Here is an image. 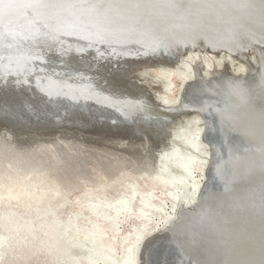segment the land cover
I'll return each instance as SVG.
<instances>
[{
	"label": "bare ground",
	"instance_id": "6f19581e",
	"mask_svg": "<svg viewBox=\"0 0 264 264\" xmlns=\"http://www.w3.org/2000/svg\"><path fill=\"white\" fill-rule=\"evenodd\" d=\"M192 29V34L184 31ZM261 46L264 0H0V81L21 85L26 96L34 83L51 98L49 114L54 112L58 124L60 113L81 110L97 122L90 132L104 145L88 155L72 153V143L65 140L22 150L25 140H17L18 133L0 129V264H140L138 252L148 237L150 248L166 243L157 235L178 224L182 208L198 205L209 191L207 168L213 159L218 162L199 112L222 113L221 100L229 91L237 92V101L243 98L257 82H233L220 71L228 67L233 74H246L242 58L259 64ZM56 54L62 62L72 54V67L53 65L62 63ZM159 56L182 59L169 65ZM110 62L117 66H109L117 85L100 71ZM128 64L136 67L143 87L154 91L162 110L137 89ZM256 74L264 86V70ZM109 111L131 125L106 118ZM115 131L131 137L115 138ZM137 134L143 138L135 139ZM36 135L28 141L37 143ZM232 171L237 170L225 175ZM76 188L82 191L69 202ZM211 193L212 201L220 196ZM207 206L205 213L211 210ZM69 209L70 218L63 220ZM124 225L128 232H122ZM194 228L190 234L199 229ZM182 240L175 234L162 256L173 255L172 264H202L181 249ZM200 240L191 252L203 250ZM240 249L245 252L239 255L256 253L249 245Z\"/></svg>",
	"mask_w": 264,
	"mask_h": 264
},
{
	"label": "water",
	"instance_id": "95a60500",
	"mask_svg": "<svg viewBox=\"0 0 264 264\" xmlns=\"http://www.w3.org/2000/svg\"><path fill=\"white\" fill-rule=\"evenodd\" d=\"M184 31L193 33V29ZM261 48L264 49V46H261ZM209 51L213 50L209 49ZM213 52L218 54L219 50ZM256 55L259 64L255 63L250 57L242 58L248 65V71L244 75L233 74L232 71L227 69L228 67L220 71V75H226L233 82H237L236 80L239 78L243 81L255 80L257 82L256 84L255 82L250 83L251 88L245 90L241 102L237 101L236 96H234L237 92L231 93L229 91L225 95L226 97H221L223 98V101L221 100L223 104H221L222 113L199 112L208 127L204 138L215 151V155L218 153L219 156L218 162L213 159L212 164L207 168L205 183L208 186L206 190L209 191L204 195L201 194L200 202L195 207L179 210L182 213L178 218V224L172 227L171 231L157 235V237H162L163 241L166 240L168 244L174 241L175 234L182 237L181 249L187 250V254L190 258L193 257L196 262L201 258L202 264H240L245 260L249 262L246 264H264V86L259 82L260 80H258L256 74H263L264 54L259 52ZM72 56V54L67 56L66 61L62 62L63 56L56 54L54 59H58L62 63L57 65L55 61L52 64L70 68L72 65L69 60ZM158 58L159 62L169 65L174 64L177 60L174 57H172L174 58L172 60L161 59L160 56ZM102 66L100 69L102 75L112 76L114 85H117L116 72L112 71V67H109L114 66L117 68V66L112 62ZM215 78H218V75ZM18 85L14 84L13 81L8 84L0 83V128L6 127L14 133H18L17 140H22L18 138L22 133L49 132L63 126L82 129L88 133L94 130L95 125H97V122H92L86 114L78 113L81 110H74L73 112L68 110L67 113H60L61 124H58L54 120V112L49 114L52 105L49 101L51 98L46 93L40 91L33 83L31 93L28 92L29 96H26L27 94L22 91L23 87L21 85L18 87ZM184 92L186 97L183 94V100L187 101L189 99L187 90ZM6 94H11V97H7L5 100ZM136 94L138 95V93ZM17 96H19V99ZM146 96L155 102L156 108L162 110L160 103L155 98H150L148 93ZM237 102L239 103L237 104ZM27 103H31V105L27 107ZM232 105L235 110L231 112L229 107H232ZM94 109L96 110V108ZM105 114L106 118L115 117L122 127L131 125V121L125 119L120 113L109 111ZM78 118L83 119L80 120L81 124L73 121ZM216 146H218V152L215 149ZM217 163H219V168L214 170L213 166ZM233 169L237 171H232V176L227 177L226 172H231ZM220 176H225L222 179L223 181ZM209 183H212L210 188ZM238 190H240V194L235 197L234 191ZM211 192L220 193V196L213 200L214 202L208 198L211 197ZM221 196L222 198L219 201ZM230 201L232 202L230 203ZM207 205H210L211 210L205 213ZM198 211L202 212L199 213ZM194 227H198V231L190 234L189 230H195ZM218 232H220L221 237L214 238L213 236ZM199 237L201 240L198 239ZM151 238L150 236L143 242L138 252L140 264H157L158 260H166L168 264H172V259L175 258L173 255L162 256L161 251L164 250L166 243L159 242L158 246L150 248ZM199 240L198 245L203 250H192L193 252H191V247L195 246ZM219 240L222 242L219 243ZM242 242L243 244H240ZM219 244L225 245L220 249L222 250L221 253H219L218 247L216 248ZM242 245H249L250 252L254 250L256 253H247V256L239 255L241 252H245L244 249H240ZM231 250L232 253H229Z\"/></svg>",
	"mask_w": 264,
	"mask_h": 264
},
{
	"label": "rangeland",
	"instance_id": "374dc122",
	"mask_svg": "<svg viewBox=\"0 0 264 264\" xmlns=\"http://www.w3.org/2000/svg\"><path fill=\"white\" fill-rule=\"evenodd\" d=\"M263 51H264V49H263ZM263 51H261V53L262 54H264L263 53ZM248 57H250V56H248ZM177 58V57H176ZM179 58V59H178ZM178 58H177V60H181L182 58H180V56H178ZM177 60H176V62H177ZM178 61V62H179ZM132 64H134V63H132ZM129 66H128V68L126 69L127 70V72H129V73H133V75L132 76H134V80H133V82H134V84L138 87L137 89H140V90H143V92L144 93H148V96L150 97V98H154L155 97V93H154V91L152 92V90H149V88H147V87H143V85L141 84L142 82L140 81V80H138V78H136L137 77V72L135 71V69L134 68H136L135 66H133V65H131V64H128ZM197 69H199L198 71L201 73L202 72V69H200V68H198L197 67ZM137 79V80H136ZM137 81V82H136ZM175 86H176V88L174 89V91L175 92H177V90L179 89L178 87H180V85H179V81L178 80H175ZM145 88V89H144ZM148 89V90H147ZM145 90V91H144ZM137 91H139V90H137ZM176 94V93H175ZM147 100L149 101V102H151V104H153L154 103V101L153 100H151V99H149V98H147ZM153 106H155L154 104H153ZM66 127V128H65ZM0 129H2V127L0 128ZM60 129V130H59ZM59 129H55L54 131H49L48 132V134H47V132H38L37 134H39V135H36V134H32V133H25V134H21V136L19 135V139H24L25 141H24V144H21V145H23V147H21L22 148V150L23 149H28L29 147L30 148H35L37 145H39V144H56V143H62L64 140L66 141V143H68V144H70L71 145V143H72V146L74 147H71L72 148V150L74 149V151H72V153L74 152V154H79V153H83L84 152V154H86V155H88V154H95L97 151H99L104 145H103V143L99 140V139H97V137H99V136H96V138H95V136L93 135V134H91L92 132H86V131H80V130H82V129H72L71 127H67V126H64V128L62 127V128H59ZM63 129H64V131H63ZM72 129V130H71ZM63 133H62V132ZM61 132V133H60ZM118 131H115V133L116 134H111V136H114L115 138H120V139H124V138H128V137H131V136H129V134L127 135V134H124V133H117ZM80 133V134H79ZM71 134V135H70ZM80 136H83V137H79V135ZM82 134V135H81ZM84 134V135H83ZM34 136V135H36L37 136V140L36 139H34V141L35 142H37V143H34L33 141H28V139H30V137L31 136ZM68 135H69V137H68ZM143 135L144 134H137V137L135 136L134 138L135 139H141V138H143ZM26 136V137H25ZM44 136V137H43ZM61 136V137H60ZM63 136H64V138H63ZM74 136V137H73ZM81 139V141L78 139V137ZM58 137H59V139H58ZM66 137V138H65ZM86 137V138H85ZM92 137V138H91ZM39 138V139H38ZM94 138V139H93ZM31 139H33L32 137H31ZM42 139H43V141H42ZM58 139V140H57ZM71 141H70V140ZM83 139V140H82ZM93 141H92V140ZM29 142V145H28V143H27V141ZM40 140V141H39ZM49 140V141H48ZM61 140V141H60ZM68 140V141H67ZM90 140V141H89ZM98 140V141H97ZM46 141H48V142H46ZM55 141V142H54ZM77 142V144H75L76 142ZM87 141V142H86ZM34 144H33V143ZM39 142V143H38ZM54 142V143H53ZM70 142V143H69ZM73 142H74V144H73ZM80 142H82V143H80ZM65 143V142H64ZM27 144V145H26ZM25 145V146H24ZM36 145V146H35ZM77 146V147H75V146ZM81 145V146H80ZM95 145V146H94ZM98 145V146H97ZM79 146V147H78ZM84 146V147H83ZM91 146H92V148H91ZM81 147V148H80ZM89 149H88V148ZM93 147H94V149H96V147L98 148L97 149V151L96 150H94L93 149ZM79 150H78V149ZM85 148H87V149H85ZM92 149V151H91V149ZM86 151H85V150ZM84 150V151H83ZM101 151V150H100ZM99 151V152H100ZM71 152V151H70ZM85 152H87V153H85ZM98 152V153H99ZM97 154V153H96ZM157 153H153L152 154V157L153 156H155ZM64 168H66V167H64ZM206 182V181H205ZM82 191V189L81 188H79V189H77L76 188V190H74L73 191V194L70 196V198H69V202H71V201H74V198H75V196H77V195H79L80 194V192ZM67 206V205H66ZM69 206V205H68ZM68 206H67V208H68ZM72 209H69L67 212H66V214H65V216H63V220H65L66 219V221H67V218L69 217L70 218V216H71V214H72V211H71ZM167 212H171V211H167ZM123 227V229H122V232L124 233V232H128L129 231V226L128 225H124V226H122Z\"/></svg>",
	"mask_w": 264,
	"mask_h": 264
},
{
	"label": "snow or ice",
	"instance_id": "6c2138e0",
	"mask_svg": "<svg viewBox=\"0 0 264 264\" xmlns=\"http://www.w3.org/2000/svg\"><path fill=\"white\" fill-rule=\"evenodd\" d=\"M157 264H168L166 260H158Z\"/></svg>",
	"mask_w": 264,
	"mask_h": 264
}]
</instances>
